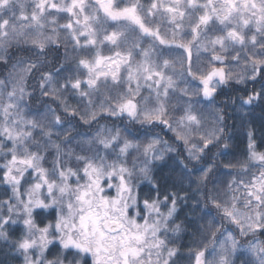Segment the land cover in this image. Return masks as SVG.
<instances>
[{"label": "clouds", "instance_id": "1", "mask_svg": "<svg viewBox=\"0 0 264 264\" xmlns=\"http://www.w3.org/2000/svg\"><path fill=\"white\" fill-rule=\"evenodd\" d=\"M0 264H264V0H0Z\"/></svg>", "mask_w": 264, "mask_h": 264}]
</instances>
